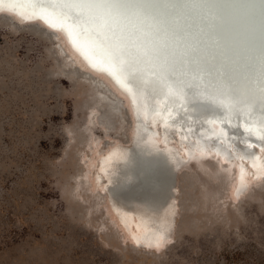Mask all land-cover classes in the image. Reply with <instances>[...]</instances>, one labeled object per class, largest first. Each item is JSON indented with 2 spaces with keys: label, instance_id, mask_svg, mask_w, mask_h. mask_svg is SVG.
<instances>
[{
  "label": "rangeland",
  "instance_id": "obj_1",
  "mask_svg": "<svg viewBox=\"0 0 264 264\" xmlns=\"http://www.w3.org/2000/svg\"><path fill=\"white\" fill-rule=\"evenodd\" d=\"M33 29L0 18V264H264V180L234 201L216 160L176 171L165 248L132 243L88 166L134 144L128 103Z\"/></svg>",
  "mask_w": 264,
  "mask_h": 264
},
{
  "label": "bare ground",
  "instance_id": "obj_2",
  "mask_svg": "<svg viewBox=\"0 0 264 264\" xmlns=\"http://www.w3.org/2000/svg\"><path fill=\"white\" fill-rule=\"evenodd\" d=\"M133 5L132 12H126L130 17L110 14L114 18L106 15L89 26L80 36L81 44L99 34L103 45L90 49H78L64 32L18 15L38 11L39 4L21 0L15 11L0 12V18H13L32 29L40 25L51 34H59L65 41L66 55L82 68L84 76H101L128 103L134 144L126 147L117 143L101 151L96 143L88 163L92 187L97 193L115 195L108 205L134 245L139 240L140 247L162 250L171 239L178 169L216 160L234 176V201L240 200L251 184L264 180V153H257L262 166L253 169L248 158L256 149L246 147L249 141H259L241 127L251 126L264 134L262 55L261 47L253 45L261 36L199 31L191 17L174 18L169 23L157 14L148 15L144 3ZM178 25L189 32V47L183 52ZM165 32L168 41L160 37ZM107 66H112L115 75L102 70ZM240 156L246 157L242 162L243 187Z\"/></svg>",
  "mask_w": 264,
  "mask_h": 264
},
{
  "label": "snow or ice",
  "instance_id": "obj_3",
  "mask_svg": "<svg viewBox=\"0 0 264 264\" xmlns=\"http://www.w3.org/2000/svg\"><path fill=\"white\" fill-rule=\"evenodd\" d=\"M142 0H23V3L36 5L39 4V10L33 11L28 15L24 13H18L22 19L28 22L40 21L48 28L55 32H64L74 47L78 49H90L94 47H103L99 42V34L97 39H91L84 41L81 44L80 36L87 33L89 26L94 21L103 20L106 15L110 14V9L117 6H128L133 4H139ZM249 4H252V0H248ZM21 3V0H0V12L7 11L13 12ZM259 14L264 26V0H259ZM261 76L264 78V32L261 36ZM96 67V64H92ZM109 72L110 75H115L112 71V66H107L102 69ZM118 83H122L119 79ZM207 123V121H206ZM226 124L231 126L230 121H225ZM243 131L247 134L254 136L259 143L247 142V149H256V153H253L248 159L251 160L250 167L258 169L262 165L259 163L260 155L257 153H264V134L260 130H253L251 126L241 125ZM237 159L241 161L239 166V179L241 187L244 186L245 181V168L243 161L246 159L244 156H240ZM137 246L141 241L136 240ZM159 247V244L156 245Z\"/></svg>",
  "mask_w": 264,
  "mask_h": 264
},
{
  "label": "water",
  "instance_id": "obj_4",
  "mask_svg": "<svg viewBox=\"0 0 264 264\" xmlns=\"http://www.w3.org/2000/svg\"><path fill=\"white\" fill-rule=\"evenodd\" d=\"M141 3L145 4L144 8L147 11L146 13H149L148 15L157 14L159 17H164L169 23L174 18L191 17L197 27L196 29L199 31L246 33L251 37L262 36V32H264L259 14V0H252L251 5L248 0H189V2L188 0H142ZM135 7V5L113 7L110 9V14H115L118 18L130 17L131 15H127V13L132 12L131 9ZM110 14L107 17L114 18ZM178 27L179 32L177 33L183 37H180V40H182L180 49L182 51L189 47L187 43L189 32L181 25H178ZM144 32L148 36L158 38L157 34ZM153 33H156V31L154 30ZM160 37L164 41L169 40V34L167 35L166 32L165 36L161 34ZM253 45L261 47V41H257ZM150 50L156 53L154 49Z\"/></svg>",
  "mask_w": 264,
  "mask_h": 264
}]
</instances>
